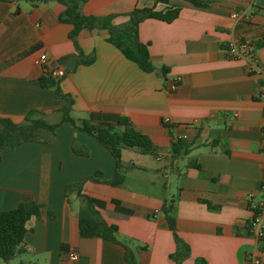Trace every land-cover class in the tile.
Segmentation results:
<instances>
[{
	"label": "crops",
	"instance_id": "1",
	"mask_svg": "<svg viewBox=\"0 0 264 264\" xmlns=\"http://www.w3.org/2000/svg\"><path fill=\"white\" fill-rule=\"evenodd\" d=\"M157 1L86 0L80 12L114 15L112 24L123 25L135 7L164 10ZM196 1L206 5L172 0L179 7L175 20L149 18L139 24L138 37L148 44L151 62L166 69L145 73L107 42L105 29L79 32L80 52L94 60L76 64L69 37L73 26L59 21L66 7L58 0L36 8L25 0H0V117L21 123L34 110L48 123L60 121L64 100L40 83L44 72L38 56L44 52L66 71L57 80L73 100L71 115L80 113L75 122L89 120L122 132L116 119L125 117L157 147L156 155L124 148V180L117 186L106 182L115 175L111 153L69 123L60 125L50 142L5 148L0 212L22 202L41 207L40 216L26 222L27 252L20 262L66 264L75 250L76 264H129L127 247L137 264H177L170 258L176 233L189 247L180 264L198 259L252 264L251 203L261 198L264 183V77L248 72L247 57L230 58L225 48L232 40L248 41L246 55L264 62V46H255L264 38V0L253 7L248 0ZM73 139L87 155L73 152ZM173 139L192 145L187 157H172ZM188 159L200 169L187 168ZM81 181L80 194L90 197L105 222L116 227L118 242L80 235L78 190L67 195L66 189ZM168 199L174 203V231L162 211ZM259 247L264 264V242Z\"/></svg>",
	"mask_w": 264,
	"mask_h": 264
},
{
	"label": "trees",
	"instance_id": "2",
	"mask_svg": "<svg viewBox=\"0 0 264 264\" xmlns=\"http://www.w3.org/2000/svg\"><path fill=\"white\" fill-rule=\"evenodd\" d=\"M20 1V0H15ZM32 8H36L49 0H25ZM64 4L66 9L59 18L60 22L73 26L70 32L72 40L77 51L76 64H90L94 60V55L85 57L80 52L77 45V36L83 29L93 31L95 29H105L108 32L107 42L112 44L129 61L135 63L140 70L145 73L160 71L166 72V69H157L151 62L148 44H144L138 37V26L145 19L153 18L167 23L172 22L178 17L179 7L169 2L172 0H158L157 2L165 4L164 10L156 11L151 8L135 7L127 14L128 21L123 25H113L114 15L105 17L85 16L80 12V5L86 0H58ZM196 7L205 6L206 3L196 0H185ZM256 48L264 46V38L255 44ZM43 88H51L55 95L64 100L63 107L59 110L61 113L60 121L54 124L48 123L40 113L31 110L25 116L23 122L14 123L8 118L0 117V159L2 151L5 148L14 149L27 142L47 143L55 138V130L64 123H69L75 132L83 133L100 145L105 147L115 159V175L112 180L106 181L112 186H117L124 180L123 165L121 161V152L124 148L138 149L142 154L156 155L157 147L151 139L137 132L125 117L116 119V124L123 127L122 132L114 130L110 125H96L89 120H83L80 123L75 122L71 116L73 100L69 95L63 94L59 88L58 80L50 73H44L40 79ZM73 152L76 154L87 155V150H79L76 146V140L73 139ZM192 150V145L183 140H177L172 143L171 155L173 158L187 157ZM187 168L200 169L193 159H188ZM96 173L95 176H98ZM93 180V177H89ZM84 181V180H83ZM71 184L67 187L66 193L69 195L75 189L78 190V196L81 200V206L77 211L79 221V231L82 237H98L104 240L118 242L115 238L117 229L113 225H108L102 218L100 212L95 206V202L88 196L79 192L82 182ZM40 205L35 202H22L14 209L0 212V264H8L13 258L25 254L27 248L24 243V237L27 232L26 222L32 216H40ZM174 209L172 199L165 201L162 211L168 222L169 228L174 231V224L171 213ZM176 251L170 255L177 264L189 255V247L174 233ZM125 247V246H124ZM126 258L129 264H137L132 252L125 247ZM19 264H37L33 262H19ZM195 264H205V260L198 259Z\"/></svg>",
	"mask_w": 264,
	"mask_h": 264
},
{
	"label": "built area",
	"instance_id": "3",
	"mask_svg": "<svg viewBox=\"0 0 264 264\" xmlns=\"http://www.w3.org/2000/svg\"><path fill=\"white\" fill-rule=\"evenodd\" d=\"M248 3L251 7L256 4V0H248ZM240 15L238 13H234L232 15L233 18L238 19ZM251 47V43L248 41H230L225 48V54L230 58H248L247 70L249 73L256 72L262 74L264 77V62H259L256 58L250 57L246 55L248 50ZM38 64L42 68L44 73H50L52 77L59 79L66 76L65 69L60 66L56 61L49 59L46 53H41L38 56ZM264 79V78H263ZM264 82V81H263ZM176 88V82H173L170 85V89L174 90ZM262 101L264 103V94L261 96ZM264 110V105H263ZM168 122L167 120H165ZM264 130V123L262 125ZM185 139V137H182ZM178 139H173L172 142L177 141ZM261 154L264 156V147L261 149ZM262 169L264 172V163L262 165ZM263 193L259 200H255L251 203V210L253 212L252 219L249 225V233L255 241V246L251 253V262L252 264H260V255L261 248L259 244L264 242V183L262 185ZM78 261V254L75 250H71L68 253V258L66 264H76Z\"/></svg>",
	"mask_w": 264,
	"mask_h": 264
},
{
	"label": "rangeland",
	"instance_id": "4",
	"mask_svg": "<svg viewBox=\"0 0 264 264\" xmlns=\"http://www.w3.org/2000/svg\"><path fill=\"white\" fill-rule=\"evenodd\" d=\"M80 113L76 112V113H73L71 116L72 118L76 117V116H79ZM48 120V119H46ZM49 121V120H48ZM25 255H19L15 258H13L8 264H19V262L21 261V259H25Z\"/></svg>",
	"mask_w": 264,
	"mask_h": 264
}]
</instances>
